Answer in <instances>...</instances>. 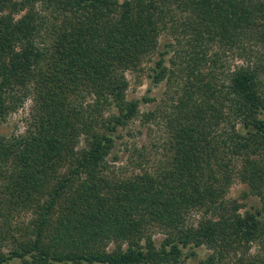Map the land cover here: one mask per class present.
I'll list each match as a JSON object with an SVG mask.
<instances>
[{"label": "trees", "instance_id": "obj_1", "mask_svg": "<svg viewBox=\"0 0 264 264\" xmlns=\"http://www.w3.org/2000/svg\"><path fill=\"white\" fill-rule=\"evenodd\" d=\"M169 29L183 85L142 115L163 159L120 177L108 157L150 101L125 74L170 80ZM263 87L264 0H0V124L32 101L25 133L0 132V264H264ZM235 181L257 209L226 199Z\"/></svg>", "mask_w": 264, "mask_h": 264}, {"label": "rangeland", "instance_id": "obj_2", "mask_svg": "<svg viewBox=\"0 0 264 264\" xmlns=\"http://www.w3.org/2000/svg\"><path fill=\"white\" fill-rule=\"evenodd\" d=\"M183 33V30L169 29L164 31L160 37L161 46L165 42H171L174 45V48L170 50L167 56L166 62V66L171 70L169 81L165 79L155 86L150 84L152 62L143 63L141 66L142 70L138 72H126L125 76L128 81L126 99L140 101L144 96H147L150 98V101L147 103L141 102L139 106V118L132 120L119 131V138L116 139L114 148L108 157L111 173L114 172L120 177H128L132 173L139 172V164L145 163L152 170L163 159L161 158V143L165 139V125L163 123L160 124L159 120L156 123L153 121L143 123L144 117L142 115L148 112L160 111L164 103H170L176 97L180 90L178 87L183 85V82H181V77L183 76L182 68H184L183 57L185 56L184 51H187L189 47L186 43L187 40L182 38L184 37ZM177 39L179 43H177ZM218 46L216 44L213 45L212 52L216 51L221 54L223 49H220ZM176 53L180 56H176ZM226 57L222 61H227L231 69H233V66L241 64L240 58H237L233 53L228 54ZM152 60H155V57ZM171 61H174L175 64L172 65ZM148 89H150L149 93L147 92ZM89 103H91V99H89ZM31 110L32 101L29 97L24 100L17 111L9 114L6 120L1 122L0 132L8 135L25 133L30 122ZM115 111L113 108L105 110L104 117H108L111 112ZM139 152L144 156L143 159L140 158ZM226 199L236 201L242 205L243 208L239 210L240 213L254 211L260 206L259 199L249 195L247 186L238 181H235L230 186ZM196 216H192L191 221L193 223L197 219ZM29 219L30 214H24L21 217L22 222H26ZM154 237L156 241L159 240V235H155ZM206 253L207 250L204 248L198 250V255L201 258ZM14 264L19 263L16 262ZM182 264H194V262L187 260Z\"/></svg>", "mask_w": 264, "mask_h": 264}]
</instances>
